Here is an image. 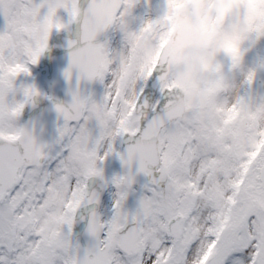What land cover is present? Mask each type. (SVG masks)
I'll list each match as a JSON object with an SVG mask.
<instances>
[{"label": "snow or ice", "instance_id": "obj_1", "mask_svg": "<svg viewBox=\"0 0 264 264\" xmlns=\"http://www.w3.org/2000/svg\"><path fill=\"white\" fill-rule=\"evenodd\" d=\"M137 3L0 0V264H264V94L253 87L264 59L251 66L247 59L264 29L252 33L251 47L241 44L239 61L229 59L238 81L203 109L183 107L181 65L165 43L178 0L134 28ZM233 22L229 16L222 27ZM73 26L66 70L73 98L56 103L58 134L47 142L35 121H22L42 93L19 77L31 74L54 30ZM112 28L123 34L121 48L99 39ZM117 49L133 70L111 62ZM146 89L159 93L155 103ZM233 108L238 118L225 123ZM112 154L125 172L109 181L101 162ZM140 174L148 180L137 190ZM94 177L118 192L109 218L92 210L83 244L73 227L78 209L100 200L89 189ZM56 209L65 210L61 230L41 231Z\"/></svg>", "mask_w": 264, "mask_h": 264}, {"label": "rangeland", "instance_id": "obj_2", "mask_svg": "<svg viewBox=\"0 0 264 264\" xmlns=\"http://www.w3.org/2000/svg\"><path fill=\"white\" fill-rule=\"evenodd\" d=\"M158 1V3H156ZM167 0H147L144 8H142V10H144L145 12V16H138V15H134L136 17V21L133 25L134 28H139L142 26V23L147 21L148 19H155L158 18L159 16L163 15L165 13V7L167 6ZM2 18H4L2 16ZM6 22V21H5ZM5 24L0 26V30H3ZM109 40L112 44V46L114 48H121L123 46V34L121 32H119L118 30H116L115 28H112V31L109 35ZM119 43V44H118ZM127 59H125L123 61V67L128 70V68H131V70H133L134 66L132 65L131 62H126ZM128 70V71H131ZM21 76H24V78H22ZM19 77V82H26L28 84H34L36 85V87L42 91V92H46V89L44 88L43 85H41L38 81L35 80H30L28 78L29 74H23ZM26 78L29 80H26ZM102 85H99L98 88H96L97 92H100L102 90ZM196 89V88H195ZM196 94L193 97H190V101L189 104H191V106L194 108L195 103H196ZM103 166V163L101 162V167ZM112 194V193H111ZM110 202H112V196L110 195V193L107 196V200L105 202L104 208L102 210V217L107 219L109 218L114 210L111 209V204ZM136 208V207H135ZM132 208L131 210L135 209ZM61 209H56L53 212H50L48 214L45 215V217L40 221V227H41V231H44L46 233H55L56 231L53 229L54 225H59L57 223V220L62 217L63 215H65V211L63 214H61L60 212Z\"/></svg>", "mask_w": 264, "mask_h": 264}, {"label": "clouds", "instance_id": "obj_3", "mask_svg": "<svg viewBox=\"0 0 264 264\" xmlns=\"http://www.w3.org/2000/svg\"><path fill=\"white\" fill-rule=\"evenodd\" d=\"M196 6L203 7V4L201 3V0H195ZM185 11H190L191 9H184ZM251 36V34H249ZM243 43V42H242ZM204 49H189L185 51V56L188 59L189 63L184 71V80L187 82L191 79H199L200 82H203L209 78L212 77L213 73L211 71H201L199 69V58L204 54ZM227 53H220L218 52L215 56L211 57V59L214 61L218 58L219 55ZM128 54L123 49H117L114 51V53L111 56V61L114 65H122L123 61L127 59ZM183 90H181L178 94L176 99L180 100L183 98ZM64 209H61V214L64 213ZM53 229L58 232L61 230L60 225H54Z\"/></svg>", "mask_w": 264, "mask_h": 264}, {"label": "water", "instance_id": "obj_4", "mask_svg": "<svg viewBox=\"0 0 264 264\" xmlns=\"http://www.w3.org/2000/svg\"><path fill=\"white\" fill-rule=\"evenodd\" d=\"M31 104H29L28 106H30ZM58 120V119H56ZM50 125L48 126V134L45 135L43 133H41L40 138L44 141L47 142H52V140L54 139V132L49 131ZM94 191V190H92ZM94 209V206H92V204H88L86 203L83 207H82V211L81 213L78 215V224H79V231L85 235V243L87 244L88 242V238L86 236V233H88V225H89V220H90V215L92 210ZM77 237V235H76Z\"/></svg>", "mask_w": 264, "mask_h": 264}]
</instances>
